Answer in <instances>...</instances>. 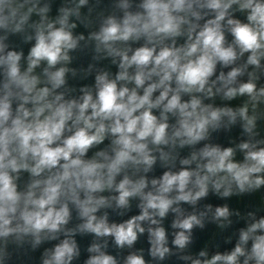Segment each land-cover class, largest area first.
Wrapping results in <instances>:
<instances>
[{"label": "clouds", "instance_id": "1", "mask_svg": "<svg viewBox=\"0 0 264 264\" xmlns=\"http://www.w3.org/2000/svg\"><path fill=\"white\" fill-rule=\"evenodd\" d=\"M53 2L0 0V264H264V0Z\"/></svg>", "mask_w": 264, "mask_h": 264}, {"label": "water", "instance_id": "2", "mask_svg": "<svg viewBox=\"0 0 264 264\" xmlns=\"http://www.w3.org/2000/svg\"><path fill=\"white\" fill-rule=\"evenodd\" d=\"M62 2V0H54L53 2V10L55 12V8L58 7L60 5V3ZM91 2V0H90ZM104 3L107 4L108 0H104ZM83 11H87V9H84ZM77 31H84V29L78 28ZM22 47L24 48L25 52L28 49V45H22ZM88 58H82L80 61H75L73 63V65H71L72 67H79L81 63H86ZM113 71H115V68H112ZM70 83H81L80 81H70ZM85 83H91V80L89 81H85ZM241 101L238 99L236 101H232V102H228L232 105H238ZM217 104H222L225 102L220 101L219 99H217L216 101ZM240 134V129L237 128H233L232 132L229 134H225V133H220L217 137L218 142H220L221 144L227 146L229 144V138L231 137L232 139H235L237 137H239ZM205 203H212L214 206L217 205H222L223 203L227 202L230 207L232 208H245L248 205H254V206H259L260 204V193H257L255 197L249 198V199H245V200H238L236 198H231L227 201L225 200H221L218 197L210 194V196L207 198L206 201H204ZM133 212H135V208H133ZM112 219L114 220H118L120 219L119 217H116L115 215L111 216ZM171 222V216L165 221V225L169 226ZM242 226V222L234 224L232 229H229L227 231H221L220 229H218L214 224H210L206 227L205 230H195V235L197 237V241L196 244L193 247V251L196 252L202 248H204L205 246L209 247L210 249L213 248L214 245H219V247L221 249L225 248V247H230V245H226L224 243V238L228 235L231 234L232 231H234L236 228ZM166 264H182V262L177 261L175 258H172L171 260L167 261Z\"/></svg>", "mask_w": 264, "mask_h": 264}]
</instances>
